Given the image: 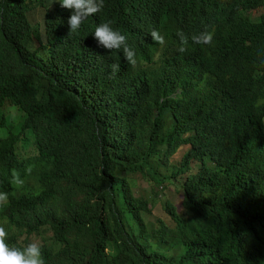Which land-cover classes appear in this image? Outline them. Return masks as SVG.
<instances>
[{"label":"trees","instance_id":"trees-1","mask_svg":"<svg viewBox=\"0 0 264 264\" xmlns=\"http://www.w3.org/2000/svg\"><path fill=\"white\" fill-rule=\"evenodd\" d=\"M27 1L0 0V79L10 85L3 92L23 103L47 139L45 154L58 176L54 188H67V198L48 210L19 216L34 228L47 216L57 224L43 236L45 264H264V173L249 181L264 145V11H249L261 0L231 6L229 13H246L245 21H218L219 32L205 48L188 42L185 53L136 52L135 74L115 55L113 75L100 72L98 54L71 51L75 43L60 34L64 22L53 0L35 24L27 19ZM141 1L109 0L115 12L132 16ZM194 1L189 17L198 26L212 24L208 16L220 17L229 4ZM201 95L212 100H197ZM222 108L248 119L227 154L228 172L197 181L187 176L192 184L189 191L181 185V208L166 206L174 222L168 226L154 215L143 183L172 181L191 158L184 155V164L171 168L155 148L206 146ZM198 110H205L203 120L190 121L186 114ZM245 213L259 217L244 223ZM7 240L12 245L15 235L8 232Z\"/></svg>","mask_w":264,"mask_h":264},{"label":"clouds","instance_id":"clouds-1","mask_svg":"<svg viewBox=\"0 0 264 264\" xmlns=\"http://www.w3.org/2000/svg\"><path fill=\"white\" fill-rule=\"evenodd\" d=\"M37 1L39 0H28L27 2H30L29 5H37ZM53 1L54 8L59 11L57 19L64 22L60 34L67 41L75 43L71 51L80 57L85 56L86 51H91L94 55L98 54L100 72L106 71L108 75L119 71V65L115 64V55L130 73L135 74L138 72L136 52L166 50L172 54L185 53L188 42L205 48L211 44L214 33L219 32L218 21L222 19L237 21L239 14H246L235 13L234 17V12L229 13L228 9L239 0H227L229 1L228 7L222 9L220 17L210 15L208 19L213 22L212 24L198 26L193 22L196 20L190 19V15L194 14L191 8L194 2L197 8V2L194 0H143L137 4L135 16L129 15L130 11L115 12L109 0ZM210 1L215 2L216 0ZM60 11H65V14L61 15ZM141 11L145 12L141 13ZM69 12L71 15L68 14ZM181 15L185 16L181 17ZM183 18L189 20H183ZM242 20L245 21V17H242ZM252 75L256 79L261 77V74H256V72ZM141 78L145 80V75H141ZM9 86L0 79V131L7 129L9 124L7 116L12 118L2 110L6 103L12 108L13 106L18 108L23 114V123L21 133L8 131V136L0 139V264H45L41 244L44 233L49 230V227L50 229L53 227L50 217L47 216L43 223L34 228L20 222L19 216H24L33 209L48 210L54 200L67 198V188L62 187V191L54 188L55 182L58 183V176L54 159L49 161L48 155L45 154L47 139L23 103L19 102L11 92H3L4 88ZM262 91L264 93V83ZM178 93L180 92L174 96ZM168 99V95L162 96L161 104ZM198 99L210 101L212 97L201 95L197 97ZM204 114L205 110H198L187 113L186 116L190 121L199 122L203 120ZM217 114L221 116L219 129L212 133L206 146L185 145L188 147V153L184 155H188L191 160L198 159L202 163L208 159L211 164L219 166L213 171L201 167L203 171L194 175L196 181L202 175L225 176L228 172L227 154L237 147L239 140L244 136L243 122L248 120L245 116L229 108H222V111L218 109ZM18 118L19 113L17 118L13 119ZM260 118L264 121V115ZM26 132L33 134L34 142L26 144ZM21 143L25 146L33 145L35 154L21 157L18 151ZM171 159L170 156L168 161ZM182 160L181 166L184 164ZM259 173H264V145L257 152L253 175L249 181L255 184L254 175ZM191 184L192 181L186 177L181 185L189 191ZM261 185L264 186V183ZM176 207L180 209L181 202ZM8 232L15 235L12 245L7 240ZM37 238L40 241L34 240ZM26 242L30 243L26 244Z\"/></svg>","mask_w":264,"mask_h":264},{"label":"rangeland","instance_id":"rangeland-1","mask_svg":"<svg viewBox=\"0 0 264 264\" xmlns=\"http://www.w3.org/2000/svg\"><path fill=\"white\" fill-rule=\"evenodd\" d=\"M49 1L50 0H47L44 6L32 5V4L29 5V10L27 12L28 21L31 22L32 24L42 23L45 10L49 6ZM249 11L250 12L252 11V14L254 16H258L259 13L264 11V0H261V4L259 6L250 8ZM60 14L61 15L65 14V11H60ZM68 14L71 15L70 12ZM242 17H246V14H243V15L239 14L237 16L238 18L237 21H243ZM216 86L219 87V85H216ZM13 108L8 103L4 104V106L2 107V110L5 113H8L12 118L7 116L9 118V124L6 130L0 131V139L6 138L8 136V131H12L13 133H16V134L21 133L22 123H23V114L18 110L17 107L13 106ZM18 113H19V118L13 119V118H17ZM26 137H27L26 144H28L31 141L34 142V137L31 132H26ZM164 147L165 145H158V147L155 148L159 150V155L162 158L167 156L170 159V153H173V152H177V153L174 156H171L172 157L171 161H168V158L165 157L162 163L165 161H168L170 163L171 168L180 167L181 160L184 154L187 152L188 147L186 146L181 147L180 145H175L172 149H167V147L166 148ZM18 151L21 157L33 156L36 152L33 145L25 146L22 143L19 145ZM183 161L184 160H182V162ZM204 163L207 168H210L212 165L210 160L208 159H206ZM201 167H202L201 161L198 159H193L189 163L188 170H186L185 172L181 174H178L176 178H174L172 181H167L164 184H159V185H155L156 183L154 182H149V183L144 182L143 183L142 191L143 193H145L144 195L149 196L154 200L151 205L154 215L160 218L164 224L168 226H174V222L172 221L171 217L167 214L166 206L167 204L179 206L181 202V196H182L181 184L183 183V181L186 179L187 176L197 173V171ZM137 195H143V194L135 193V196ZM259 208H261V206L255 207V209H259ZM251 216H255L258 218L259 214L258 213H252V214L245 213L240 217V220L246 223L244 220L249 219V217ZM56 225H54L53 227H55ZM34 240L40 241V239L38 238ZM28 243L30 242H26V244ZM139 257H141V255H139Z\"/></svg>","mask_w":264,"mask_h":264}]
</instances>
